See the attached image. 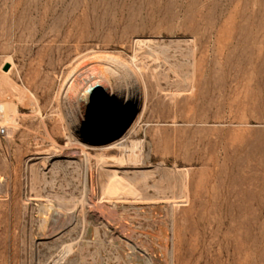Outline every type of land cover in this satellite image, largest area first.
I'll use <instances>...</instances> for the list:
<instances>
[{"label":"rangeland","instance_id":"rangeland-1","mask_svg":"<svg viewBox=\"0 0 264 264\" xmlns=\"http://www.w3.org/2000/svg\"><path fill=\"white\" fill-rule=\"evenodd\" d=\"M74 21L101 52L130 59L142 41L143 117L126 136L138 149L105 159L108 177L96 163L104 147L76 145L108 139L76 132L69 147L51 108L67 67L48 69L37 84L55 81L41 106L60 155L38 121L10 136L0 120V264H264V0H0L6 82L26 87L44 46L57 60ZM112 78L88 66L65 92ZM112 89L99 105L118 103ZM52 206L62 216L50 224Z\"/></svg>","mask_w":264,"mask_h":264},{"label":"bare ground","instance_id":"bare-ground-1","mask_svg":"<svg viewBox=\"0 0 264 264\" xmlns=\"http://www.w3.org/2000/svg\"><path fill=\"white\" fill-rule=\"evenodd\" d=\"M30 14V9L25 10L23 18L31 25L32 18ZM61 33L66 43L58 47L56 52L58 56L57 60H52L55 55L52 46H44L38 52V60H32L35 62L33 74L28 75L26 73L25 75L26 87L18 86L9 80L6 82L5 76L0 74V120L7 125L8 132L10 128V136L19 129L23 122L29 121V124L32 125L34 121H38L39 126L43 128L42 139L49 141V149L46 150L47 153H55V156H59L61 147H59L56 141V137H59L57 131L59 130L57 129L58 126H54L51 129L47 128L44 107L41 106L44 97L48 96L49 92L53 90L52 88L55 85L54 78L47 83L40 84L41 87L39 88L42 89L41 95L37 93L36 86H40L37 84V81L42 76L46 78L50 77L48 69L51 68L55 73L56 68L65 65L67 71L58 86L56 100H53V105L50 103L52 110L55 108V112L57 113L54 112L53 114H56V120L66 129L65 135L68 139L69 147L74 146L76 142L75 139L77 138L74 135L76 132L87 140L96 141L108 139L109 141L105 144L94 145L80 141L76 145H79L81 149L86 148L87 145L104 147L96 155V163L100 170L99 173L108 177L116 176V170L108 169L112 166H107V168L104 165V160L110 161L111 159H118L120 161L123 159L125 152H135L138 149V141H129L126 136L129 130L133 129V126L143 117L141 101L146 93V84L144 85L143 78L140 76L137 68L138 66L135 65V60H141L142 55L145 54L143 43L140 39L134 37V41H132L133 55L130 59H125L119 54H109L95 49L93 41H98V39L88 25H81L74 21L65 28H62ZM103 48H110L109 42L104 43ZM72 57L75 60H71ZM92 65L105 74L107 73L111 77L113 76L114 78L112 79L115 80L113 82L114 84L112 85L109 80L100 83L99 80V86L95 90V85L92 86L93 84L79 89L76 88V84H71L69 88L75 94H69V90V92H65L68 81L77 76L83 69ZM124 72L126 75L124 74L123 76ZM94 84L96 83L94 82ZM104 84L114 89H112L111 94L113 97H117V104L112 103L106 106L98 104L96 95ZM77 105L80 107L79 116L75 113V107ZM23 109H29V113L24 115L20 111ZM109 135L112 136L108 137ZM116 149L121 152L119 156H116L118 155ZM150 175L151 173L147 172L143 176L146 178ZM131 187L132 189L136 188L134 185H131ZM63 213V216L67 217L68 214ZM61 216L58 209L53 206L46 207V214L44 215L46 222L50 224L56 223Z\"/></svg>","mask_w":264,"mask_h":264},{"label":"water","instance_id":"water-1","mask_svg":"<svg viewBox=\"0 0 264 264\" xmlns=\"http://www.w3.org/2000/svg\"><path fill=\"white\" fill-rule=\"evenodd\" d=\"M8 68H9V64L6 63V64L3 66V70H8Z\"/></svg>","mask_w":264,"mask_h":264},{"label":"built area","instance_id":"built-area-1","mask_svg":"<svg viewBox=\"0 0 264 264\" xmlns=\"http://www.w3.org/2000/svg\"><path fill=\"white\" fill-rule=\"evenodd\" d=\"M5 132V128L4 127H0V133L3 134Z\"/></svg>","mask_w":264,"mask_h":264}]
</instances>
